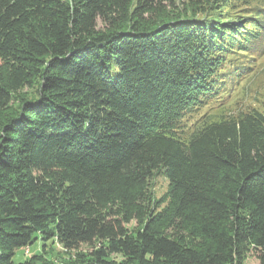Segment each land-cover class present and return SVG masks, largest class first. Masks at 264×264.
<instances>
[{
    "label": "trees",
    "instance_id": "obj_1",
    "mask_svg": "<svg viewBox=\"0 0 264 264\" xmlns=\"http://www.w3.org/2000/svg\"><path fill=\"white\" fill-rule=\"evenodd\" d=\"M257 44L264 0H0V264H264V113L222 115Z\"/></svg>",
    "mask_w": 264,
    "mask_h": 264
},
{
    "label": "rangeland",
    "instance_id": "obj_2",
    "mask_svg": "<svg viewBox=\"0 0 264 264\" xmlns=\"http://www.w3.org/2000/svg\"><path fill=\"white\" fill-rule=\"evenodd\" d=\"M187 1L189 0H174L175 5L179 7L182 6L183 2L186 4ZM238 7L241 8L243 6H237L236 8ZM196 8L200 10L197 6H193L192 10H195ZM203 10L204 8L202 9V12L205 13L203 16H207L208 19H212V15L216 16L219 14V10H210V6L205 11ZM232 11L233 10H231V12ZM190 13L187 15L189 16ZM227 14L231 16V14L226 11V15ZM195 15L197 16V13H195ZM250 46L255 47L238 46L235 49L238 54L231 57L232 60H229L228 63L223 64L224 68H233L238 67L239 65H244L246 68L245 73L247 74L245 77L233 76L232 82L227 85L225 92L226 97L223 98L224 102L222 103L227 108L222 112L223 116L230 112L235 113L239 110H248L251 108H255L264 113V49L262 46H258V44ZM257 47H259V49ZM229 79H231V77H229L228 80ZM22 93L27 97H32L35 94L34 90L25 87L21 90L20 94ZM219 119H221L220 116H215L211 121ZM167 187L168 180L162 174H156L150 178L147 181V192L152 202L158 200H163L165 202L167 197ZM27 248V253H25V250L22 248L18 249L14 260L19 261L20 259L28 257L32 253H41L42 262L40 264H74L77 253L75 250L65 251L59 246L51 244L50 241H47L44 247L40 241H36L32 246ZM79 251L85 253L87 249L86 247L81 246L78 252ZM119 259L120 258L117 256L116 260ZM244 264H257V260L253 255L248 254L244 259Z\"/></svg>",
    "mask_w": 264,
    "mask_h": 264
},
{
    "label": "built area",
    "instance_id": "obj_3",
    "mask_svg": "<svg viewBox=\"0 0 264 264\" xmlns=\"http://www.w3.org/2000/svg\"><path fill=\"white\" fill-rule=\"evenodd\" d=\"M24 250H25V253H27V252H28V248H25Z\"/></svg>",
    "mask_w": 264,
    "mask_h": 264
}]
</instances>
